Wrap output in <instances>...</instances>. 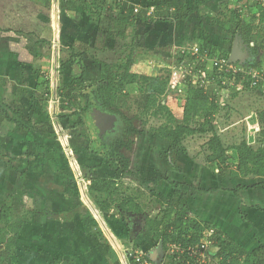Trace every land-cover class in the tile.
<instances>
[{
	"label": "rangeland",
	"instance_id": "1",
	"mask_svg": "<svg viewBox=\"0 0 264 264\" xmlns=\"http://www.w3.org/2000/svg\"><path fill=\"white\" fill-rule=\"evenodd\" d=\"M81 1L77 0L76 9L71 10L72 6H70L69 11L63 12L60 9V0H51L50 8L46 7L42 0H0V101L3 100L17 109L24 119H30L36 125L50 122L55 129L53 135H41L27 131L18 124L11 125L3 122L4 126L0 127V146L2 141L6 146L13 143L10 152L0 157V210L4 203L10 201L13 207L10 216L15 222L27 219L29 222L30 219L33 220L31 223L38 224L37 214L39 215L44 207H48L46 203L50 198L58 197L60 193L72 196L70 198L73 200L69 202V205L73 206L72 214L78 213L82 216L80 206L92 205L93 212L99 215L95 208V199L100 195L89 193L86 181L95 179L97 176L104 178L115 174V171L106 164L105 157L93 154L95 144L91 139L94 137L90 134L88 127L80 123L81 118H61V115H66L70 111L64 112L57 98L59 86L69 85L76 81L81 74V71L75 66H66L63 70L61 69L60 59L68 58L67 52L64 54L60 52L61 47H70L81 41L93 43L96 37L97 24L89 19ZM121 1L122 8L113 4L106 12L114 17L124 10L135 13V10L140 9L143 5L144 0ZM187 1L179 0V6H183ZM189 1L191 2L187 4L192 6L194 0ZM216 2V0H210L202 7L204 18L195 16L196 18L175 27L172 33L173 39H178L176 36L183 33H193L184 34L187 37L195 34L186 40H196L197 43L191 42L187 46L182 45L184 40L176 42H172L173 39L171 41L164 40L166 35L159 33L161 29H153L162 26L140 24L136 31L137 35L143 36L149 30L154 34V36H150V42L157 37H160L164 42L158 40L160 48L163 50L154 49L148 54L138 56L136 69L154 77L171 72L169 74L173 78L174 74L177 75L174 69L177 58L187 55L188 62L193 61L199 67L203 66L206 72L195 76L193 84L190 83L191 87H196L201 83L212 98H217L220 110L216 116L218 123L216 132L225 147L231 148L244 139L250 138L256 139L259 143L263 126L258 120V113L264 110V91L247 90L239 92L238 97L233 98V93L239 91L240 87L231 85L232 81H227L226 86L218 82L208 84L206 81L207 74L215 75L214 70L218 59L202 62L201 59H196L197 56L194 59L191 56V50L195 47L200 49V41H203V38L208 39L207 37L212 41L215 40L214 44L227 51L231 47L226 33L214 23V18L224 19L222 15L230 16L231 10L238 9L241 10L242 17L249 21L255 13V3L248 0H218ZM106 12L103 13L107 14ZM44 40L51 42L50 46L43 43ZM130 41L131 38L124 43ZM138 42H141V37H138ZM115 44L110 45L113 48ZM236 45L234 51L239 54V43L237 42ZM112 48L108 47L107 50L110 51ZM109 51L97 53V55L99 58L109 59L111 63L116 62L117 58ZM239 57V60H242L237 64L240 69L253 72L259 69L264 70V62H260V59L264 60V54L261 53L259 58L257 56L255 58L257 62L250 64L249 67L246 66L248 63L246 53L244 56L239 54ZM84 64V79L87 82L98 81L100 79V63L85 55ZM178 76L181 75L178 74ZM182 78L186 80L185 75ZM45 82H49L50 85L49 97L44 93L45 87L39 86ZM183 83L181 81L182 85H178V91L171 90L164 98L166 99L165 104L173 109L178 119L182 118L188 93V88ZM126 91L125 95L117 99L115 107L128 116L136 115L140 107L138 88L130 86ZM0 112L3 113L1 110ZM162 122V119L151 118L147 125H143L138 120L135 125L142 131L141 134L130 138L132 140L130 150H122V153L132 160V168L138 172L140 177L152 179L156 176H164L181 183V188L187 195L186 201L183 199L181 202L185 206H187L189 195L192 192L191 184L205 189L220 185L228 186L227 182L231 181L230 178L225 179L217 166L212 167L206 161L209 154L207 143L211 134L196 135L184 141L183 150L173 158L176 167H172L167 162L165 155L170 143L150 134V130L158 127ZM106 133L108 134L107 138L102 139L95 149L101 148L103 152H108L110 145L117 139H129L117 127L112 132L108 130ZM21 143L23 145L17 147V144ZM253 145L256 146L255 142ZM232 155L234 156V152ZM233 162H235V158L233 161H229V164ZM235 169L234 167L232 171ZM161 182L160 185L151 184L148 187H140L136 181L126 180V186L130 187L129 194L141 189L146 195L143 201H146L151 208L160 207V209L154 212L147 211L144 216L138 215L140 217L135 218L136 224L131 231L132 235L127 232L128 237L124 235L122 238L116 228L110 227L115 236L125 240V249L119 251V263L117 264H122L124 260H128L131 255L136 253L150 256L153 264H168L170 256L176 254L173 244L170 246L159 245L156 249L157 252L151 253L157 242L153 238V233L146 228L144 221L150 217H161L165 211L166 204L159 200V195H164L169 200L173 194L172 185L170 186L166 181ZM233 182L238 181L233 180ZM109 213L108 216L110 215L113 220L117 213L113 211ZM86 214L83 219L86 218ZM106 215L104 214V217ZM42 216L45 214L41 215V220ZM101 217L103 219V215ZM96 226L93 230L94 233L98 231ZM118 226L119 224H117ZM42 238L45 236L36 237V244ZM31 242H33L32 239ZM31 242V245H28L29 250L24 247L20 255L17 253L20 250L17 247V242L10 252L6 250L5 246H0V264H33V262L37 264L38 260L34 261L32 256H36V254L30 252V249L33 248ZM69 242H73L70 245H74V238H71ZM85 243L87 246L88 241ZM202 244L209 247L210 241L205 239ZM122 256L123 261H121ZM203 258L200 260H205L204 263H215L212 260L213 257L207 253L203 254ZM95 259L99 263L106 262V260H99L97 257Z\"/></svg>",
	"mask_w": 264,
	"mask_h": 264
},
{
	"label": "trees",
	"instance_id": "2",
	"mask_svg": "<svg viewBox=\"0 0 264 264\" xmlns=\"http://www.w3.org/2000/svg\"><path fill=\"white\" fill-rule=\"evenodd\" d=\"M209 1L194 0V4L188 6L187 3L191 2L188 0L180 7L179 0H144L143 5L140 9H137V12L132 13L124 10L117 14V17H114L106 11L113 4L118 8H122L121 0H82L81 4L84 11L88 14L89 19L97 24L96 37L93 43L81 41L70 47H61V53H68V58L60 59L61 69L63 70L66 66H75L81 71L76 81L69 85H60L58 88L57 98L61 109L64 112L66 110L70 111L66 115H61V118H81L80 123L86 125L90 134L94 137L91 141L95 144V147L101 142L96 135L106 128L110 130L117 127L122 130L126 138H129L127 140L117 139L110 145L108 152H103L94 147L93 154L105 157L106 164L115 171V174L112 177L88 179L86 181L89 193L100 195L99 198L95 199L98 209L102 213L116 212L128 227V232H130L132 215L144 216L147 211L154 212L160 207L151 208L146 201H143L146 195L141 189L129 194L130 187L126 186V180L136 181L140 187H148L151 184L160 185L161 181H166L170 186L172 185L174 190L169 200L164 195L158 196L159 200L166 204L162 216L150 217L146 220V228L153 233V238L157 242L155 249L159 245L179 244L186 250L183 255H171L168 264H209V262L204 263L205 260H200L201 258L190 256L189 251H187L190 247L195 248L199 253H207L213 257L212 260L217 264H264V247L261 246L248 252L223 231L215 229L212 224L191 217L188 207L181 203L186 196L181 188V183L164 176L143 180L138 172L132 168V160L122 153V150L132 148L130 138L140 135L142 132L135 125L138 120L143 125H147L151 118L162 119V124L152 128L150 134L170 143L165 155L167 156V162L172 167H176L173 158L183 150L184 141L196 135L211 134L207 143L209 154L206 161L212 167L217 166L223 176H225V173H229V171L227 172L230 168L229 161L234 157L236 163L233 162L231 168L235 167L236 169L231 171V174L244 177H264V110L258 113V120L263 126L261 130L262 137L260 136L259 140L260 147L255 148L246 140H243L238 145L228 148L225 147L221 137L216 132L218 125L216 116L220 110L217 98H212L202 84H198L196 87L187 86V80H183L181 77L189 67H196L197 71L200 70L204 73L203 66L199 67L193 61L188 62L187 55H185L177 58L174 65L177 75L174 74L173 78L169 74L171 72L154 77L136 69L138 56L148 54L154 49L163 50L160 48L158 41L162 40L160 37L155 38L157 41L155 39L149 41L150 36H154L149 30L143 36L136 34L140 24L162 26L153 29H161L159 33L166 35L164 40L171 41L173 39L172 33L177 25L187 21L191 16L205 17L202 7ZM248 1L255 3V13L249 21L242 17L241 10L238 9L231 10L230 16L222 15L224 19L220 17L213 19L214 23L219 25L226 33L227 40L229 39V42H231L229 50L222 49L209 39L203 38V41H200V55L206 54L209 61L222 58L229 59L232 64L237 65L242 61L239 60V54L244 56L246 53L247 67L257 62L255 58L257 56L259 58L261 53L264 54V0ZM42 2L46 7H51V0H42ZM77 4V0H60V9L67 12L69 7L72 6L71 10H74ZM104 11L107 14H104ZM138 37H141V44L138 42ZM129 38H131V41L124 43ZM42 42L49 46L51 44L46 40ZM162 42L164 41L162 40ZM191 42L197 43L196 40L184 39L182 45L187 46ZM237 42L241 50L239 49V54L235 52V55H233ZM109 43L116 44L112 48ZM108 47L112 50H107ZM106 51L113 53L117 61L111 63L109 59L99 58L97 53H105ZM183 54H186V52ZM85 55L100 63V79L98 81L87 82L84 79ZM192 58L194 59V56ZM260 62L262 63L264 60L261 61L260 59ZM218 70L219 65H215V75H205L206 81L208 84L218 82L226 86L224 82H231L233 75L219 74ZM259 71L264 72L262 69H259ZM178 74L181 76H178ZM241 79L242 74H237V87L240 86ZM181 81L188 88V93L182 111V118L178 119L173 109L165 104L166 99L164 98L171 90L178 91V85H182ZM39 86L45 87L44 93L49 97V82ZM130 86H136L140 94L138 101L140 107L136 115L133 116H128L115 107L117 99L125 95L126 89ZM247 90L256 91L257 89L251 87V83L248 81L240 87L239 91L233 93V98L237 97L239 92ZM0 110L9 122L18 124L27 131H33L41 135H53L55 133L52 123L43 122L36 125L32 120L24 119L17 109L4 101H0ZM98 114H101V120L103 122L107 121V124L96 125L93 130H90L91 116H97ZM99 127L102 129H97ZM230 152H234L235 156ZM190 189L193 190L192 184ZM245 189L247 187L240 185L234 188V192L238 193ZM198 191L204 192L202 189H198ZM12 209L11 202L7 201L0 210V246H5L9 252L15 247L19 233L28 222V219L19 222L12 221L10 216ZM205 239L210 241V246L203 248L202 241ZM213 261L212 263H214ZM54 264L73 263L58 261Z\"/></svg>",
	"mask_w": 264,
	"mask_h": 264
},
{
	"label": "crops",
	"instance_id": "3",
	"mask_svg": "<svg viewBox=\"0 0 264 264\" xmlns=\"http://www.w3.org/2000/svg\"><path fill=\"white\" fill-rule=\"evenodd\" d=\"M216 1L218 2V0ZM196 17L191 16L185 22H188L192 18ZM184 34L190 35L193 33L189 32L177 35L176 37H178V39H173L172 42L180 40L183 41L184 39L192 38L195 35L187 37ZM222 34L224 35L223 32ZM207 38L209 40L211 39L209 37ZM212 42L214 43L215 40ZM4 116V113L0 112V127L2 128L4 126L3 122L13 125V123L9 122ZM244 140L255 148H258L261 145L260 143H257L256 139L253 140L250 138ZM254 142L256 146L253 145ZM18 145L23 144H17V147ZM11 146H13V143L6 146L5 142L2 141V145L0 146V157H3V154L5 153L10 152ZM230 154H232V152H230ZM233 160L234 158L232 161ZM231 165L233 164H230V168L228 170L229 173H225L224 176L225 179L230 178L231 180L227 182L228 186L220 185L215 188L205 189L201 187L199 188L197 185H193V190L189 195L190 198L186 205L189 209V215L191 217L212 224L215 229L223 231L235 243L244 247L248 252H251L261 246L264 247V177L233 176V174H231ZM112 176L113 175L110 174L107 177ZM141 178L145 180L143 177ZM231 178L233 180H237L238 182H233ZM95 179L100 178L97 176ZM240 185L247 187V189L235 193L234 188ZM198 189H202L204 192L198 191ZM70 197L65 193H60L58 197H52L54 199L50 198L46 203L48 207H44L43 211H40L39 215L37 214L39 219L38 224L31 223L33 220L29 219V222L24 225L18 236L17 247L18 249L20 248L19 251L17 250L18 255L21 254L24 247L29 250L28 245H31L30 242L32 239L33 242L31 243H33V248L30 249V252L36 254V256H32L34 261L38 260L37 264H54L58 261L61 263L73 264L119 263V251L125 249V240L115 236L112 233L111 228H116L123 238L124 235H127L126 237H128V227H126L118 214L114 216L115 220H112V217H110V215L108 216L109 212L102 213L97 206H95V208H97L99 215H103V219L101 215H96L90 206H80L82 216L78 213L72 214L73 212L71 208H73V206L69 205V202H72L73 199ZM186 197L187 195L185 198ZM85 213H87V216L83 219ZM44 214L45 216H42L41 220V215ZM104 214H107L106 217H104ZM117 217L119 218L118 220ZM138 217L140 216H131V225L129 228L130 232H128L129 235H132V226L133 224H136L135 218ZM34 220L36 219L34 218ZM102 223L105 225L103 226ZM117 224H119L118 227ZM95 226L98 229L97 233L93 232ZM41 235H44L45 238L40 239L37 245L35 239L36 237H41ZM71 238H74V245H70L73 243L69 242ZM85 241H88L87 246ZM74 248H76V251ZM156 249L153 248L151 253L157 252ZM96 257L99 260H106V262L99 263L95 259ZM121 261H123V256ZM124 262L125 260L122 264H124Z\"/></svg>",
	"mask_w": 264,
	"mask_h": 264
},
{
	"label": "built area",
	"instance_id": "4",
	"mask_svg": "<svg viewBox=\"0 0 264 264\" xmlns=\"http://www.w3.org/2000/svg\"><path fill=\"white\" fill-rule=\"evenodd\" d=\"M153 10V8H152ZM135 12H137V9L135 10ZM185 53V52H183ZM191 54L192 56H197L196 59H201L202 62L207 61V55H200V50L199 47H195L194 49L191 50ZM200 57V58H199ZM217 64L219 65V74H232L233 78H232V83L231 85H235L237 86L238 81H237V74H242V79L239 82V87L244 86L246 82H250L251 83V87L256 88L257 90H262L264 91V72H260L259 70L257 71H247L244 69H240L237 65L232 64L228 59L222 58V59H218L216 60ZM196 67H189L188 69H186L182 75V77L185 75V78L187 80L186 85L187 86H191L193 84L194 81V77L199 75L200 73H203L200 70H196ZM198 78V77H196ZM190 83H192L190 85ZM226 83V82H224ZM201 84V83H200ZM173 249L175 250L174 252L178 255H183L184 252H186V250H184L179 244L177 245H172ZM171 246V247H172ZM205 244H203V248H205ZM187 251H189L190 256L194 257V258H203V253H199L196 251L195 248L190 247L187 249ZM200 256V257H198ZM180 257V256H179ZM128 258V257H127ZM124 264H153L151 259L149 257H147L146 255L142 254V253H136L134 255H131V258H129L128 260L126 259Z\"/></svg>",
	"mask_w": 264,
	"mask_h": 264
},
{
	"label": "flooded vegetation",
	"instance_id": "5",
	"mask_svg": "<svg viewBox=\"0 0 264 264\" xmlns=\"http://www.w3.org/2000/svg\"><path fill=\"white\" fill-rule=\"evenodd\" d=\"M96 114V113H95ZM94 114V115H95ZM100 116H101V114H98L97 116H91V122H89V124H90V130H93V126H100V125H104V124H107V121H105V122H103V120H101L102 118H100ZM93 118H96V120H93ZM97 129H102L101 127H99V128H97ZM103 129H105L104 127H103ZM113 130H115V128L114 129H110L109 131H113ZM108 130H107V128L105 129V130H102L101 132L102 133H99L98 132V134L96 135V137L99 139V140H102V139H105V138H107V132ZM99 150H101V148H98ZM134 224H133V226H132V228L134 229Z\"/></svg>",
	"mask_w": 264,
	"mask_h": 264
},
{
	"label": "bare ground",
	"instance_id": "6",
	"mask_svg": "<svg viewBox=\"0 0 264 264\" xmlns=\"http://www.w3.org/2000/svg\"><path fill=\"white\" fill-rule=\"evenodd\" d=\"M89 201V200H88ZM90 203V202H89ZM88 205H90V204H88ZM91 206L92 205H90V208H91ZM96 211V210H95ZM97 212V211H96ZM98 214V213H97ZM100 216V215H99ZM111 233V232H110ZM109 235V234H108ZM113 237V236H112ZM114 239V238H113ZM111 240H112V238H111ZM116 240V239H115ZM117 244V243H116Z\"/></svg>",
	"mask_w": 264,
	"mask_h": 264
},
{
	"label": "water",
	"instance_id": "7",
	"mask_svg": "<svg viewBox=\"0 0 264 264\" xmlns=\"http://www.w3.org/2000/svg\"><path fill=\"white\" fill-rule=\"evenodd\" d=\"M235 52H236V51H234V52H233V55H235ZM93 120H96V118H93ZM144 221L146 222V220H145V219H144Z\"/></svg>",
	"mask_w": 264,
	"mask_h": 264
}]
</instances>
